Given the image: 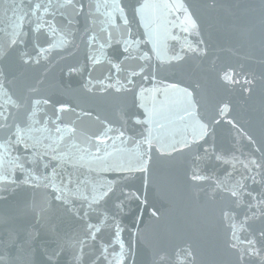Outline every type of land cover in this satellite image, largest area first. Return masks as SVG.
Returning a JSON list of instances; mask_svg holds the SVG:
<instances>
[{"label":"snow or ice","instance_id":"1","mask_svg":"<svg viewBox=\"0 0 264 264\" xmlns=\"http://www.w3.org/2000/svg\"><path fill=\"white\" fill-rule=\"evenodd\" d=\"M204 2L214 7L217 0ZM147 7L146 0L135 4L126 0H0V161L8 154L9 162L24 172L19 183H6L0 174V202L24 194L14 213L17 219L28 221L19 228L5 227L10 216L0 213V264H18L23 258L31 259L37 250L41 264H135L133 243L125 236L133 233L121 217L129 200L145 201L127 187L132 177L126 173H147L153 150L170 155L184 149L191 157L188 180L212 206L235 264H264V142L239 124L227 102L203 104L198 98V82L191 89L183 88L185 97L191 98L185 109L195 124L191 139L154 145L151 113L143 104L140 107L145 108L146 118L133 111L139 99L156 90L161 72L172 71L190 59L209 57L200 20L186 0L176 6L186 18L182 28L187 33L185 46L170 57H161L155 47L151 52L143 49L133 24L137 17L143 19ZM80 17L85 20L83 29L77 27ZM110 49H116L117 55ZM81 51L83 63L77 61L65 69L69 78L80 77L78 91L91 96L119 94L125 103L117 121L106 122L95 136L94 151L74 146L83 153L76 157L62 146L76 131L64 123L62 114L74 109L67 103H54L43 92L44 80L30 77L29 71L47 69L54 61ZM41 76L46 78L43 72ZM220 79L226 84L241 83L235 69L224 71ZM251 83L245 77L242 90L251 92L247 87ZM224 124L239 137L246 136L254 150L237 155L236 148L222 149L217 133ZM127 140L140 148L135 162L111 163L108 142L115 147L117 141L124 144ZM21 145L28 155L13 154ZM68 164L87 172L78 171L74 176L67 170ZM105 171L121 175L106 177ZM41 233L46 239L37 249ZM194 256L189 248L181 247L178 253L157 254L153 264H195ZM31 264H35L33 259Z\"/></svg>","mask_w":264,"mask_h":264},{"label":"water","instance_id":"2","mask_svg":"<svg viewBox=\"0 0 264 264\" xmlns=\"http://www.w3.org/2000/svg\"><path fill=\"white\" fill-rule=\"evenodd\" d=\"M126 2L135 4L136 0ZM183 2L185 0H146L150 7L144 9L143 19L137 17L133 24L137 38L144 42L141 45L143 49L151 52L155 47L161 57H170L185 46L187 33L182 28L186 24V18L182 10L176 7ZM188 5L200 20L204 38L208 42V59H190L172 71L161 72L156 90L139 99L133 111L146 118L145 108L140 107L143 104L148 113H151L149 128L154 145L157 141L160 145L167 146L184 138L191 139L195 124L185 115L191 98L185 97L183 88L191 89L198 82V98L203 104L214 106L227 102L232 109L231 115L239 124L258 142H264V0H217L214 7L205 6L204 0H186V6ZM84 26L85 20L80 17L77 27L83 29ZM109 51L113 56L117 55L116 49ZM83 59L81 51L63 61H54L47 69L37 67L29 71L30 77L40 76L44 80L43 92L54 103H67L74 109L62 114L64 123L76 130L75 136L62 146L66 153L76 157L83 153L74 146L94 151L91 145L95 143V136L102 131L106 122L117 121L120 107L125 103L119 94L111 97L91 96L78 91L80 77L74 75L69 78L65 69L68 64L77 61L83 63ZM228 69L236 70L240 84H226L220 79ZM42 72L46 78L41 76ZM95 75L99 76L100 72ZM245 77L252 79V83L247 85L251 87V92L242 90ZM171 84H177L178 87L171 88ZM147 87L152 88V85L147 84ZM127 103L131 106V97L127 98ZM51 114L50 110L49 116ZM217 143L226 151L238 149L237 155L240 151L247 152L255 147L249 146L247 137H239L237 131L230 129L227 124L218 129ZM101 147L103 149L104 146ZM107 151L111 153V163L128 164L135 162L140 148L131 140L124 144L117 141L115 147L109 141ZM13 154L26 156L29 153L21 145L19 151H14ZM7 155L0 161V174L6 177V183L12 180L19 183L24 172L10 163ZM151 155L147 173H126L132 177L127 182V187L145 201L141 204L135 199L129 200L121 217L122 223L133 233V236L130 233H125V236L133 243L135 264H153L157 254L178 253L181 247L189 248L195 253L191 257L195 264H235V257L225 244L222 226L216 220L212 206L188 180L191 157L187 149L170 155H162L153 150ZM66 168L73 171L74 176L78 171L87 172L86 168L73 169L71 164ZM9 172L12 173L11 176L8 175ZM104 175L115 177L121 173L105 171ZM23 195L17 194L7 202H0V213L10 216L5 227L19 228L28 223L27 220L17 219L14 213L15 206L23 199ZM153 211L156 212L155 216L152 215ZM2 231L0 229V233ZM45 239L43 233L38 236L37 249ZM31 259L35 264H41L38 250L34 251ZM31 259L23 258L18 264H31Z\"/></svg>","mask_w":264,"mask_h":264}]
</instances>
